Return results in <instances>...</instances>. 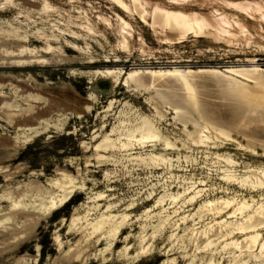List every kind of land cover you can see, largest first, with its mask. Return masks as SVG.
Instances as JSON below:
<instances>
[{
	"label": "rangeland",
	"instance_id": "1",
	"mask_svg": "<svg viewBox=\"0 0 264 264\" xmlns=\"http://www.w3.org/2000/svg\"><path fill=\"white\" fill-rule=\"evenodd\" d=\"M77 13L95 35L82 31L85 39H73L58 29ZM119 16L135 30L125 50L117 47ZM252 65L264 68V49L252 41L161 43L113 0H0V264H69L77 255V264H264L257 246L245 251V236L233 229L251 215L229 216L231 208L214 215L221 203L208 204L264 198V188L221 176L248 181L264 169V106L244 102L234 85L242 78L227 73L189 77L195 111L183 106L185 90L173 77L141 73L136 87L123 80L128 71L159 66ZM118 68L113 86L104 75ZM143 119H153L173 143L132 144L129 135L143 129ZM191 121L225 128L253 151L180 139ZM51 198L65 202L39 213ZM257 228L264 238V222Z\"/></svg>",
	"mask_w": 264,
	"mask_h": 264
},
{
	"label": "bare ground",
	"instance_id": "2",
	"mask_svg": "<svg viewBox=\"0 0 264 264\" xmlns=\"http://www.w3.org/2000/svg\"><path fill=\"white\" fill-rule=\"evenodd\" d=\"M117 6L126 15H137L141 23L147 27L156 39L161 43H167L169 45L181 43L188 38L194 39H206L214 43H222L223 45L230 46L244 42L248 44L250 41L258 44L260 48L264 49V0H113ZM44 4V3H43ZM203 6H209L208 12H203ZM50 5L45 2L44 8H48ZM195 7V8H194ZM74 17H70L65 23V27H58L55 23L52 25L58 27L62 33H66L73 39H80L84 33L86 36L92 34L95 35V31L92 29V25L89 22V18L81 13H77ZM121 41L117 42V47L121 50H125L129 44V40L133 33L134 28L131 27L126 18L119 16ZM254 22H257L255 25ZM84 33H81V32ZM85 39V37H82ZM81 38V39H82ZM47 49H50L48 46ZM255 58H250L246 61L254 62ZM44 60H35L33 65L41 64ZM47 62V61H46ZM71 62V61H70ZM73 62V61H72ZM30 63V62H28ZM90 63V62H89ZM92 63V62H91ZM122 69L118 68L114 71L107 69L104 77L108 76L111 84L114 86L117 83L118 77L121 74ZM139 72V73H138ZM264 68L258 65H252L250 68L245 67H226L223 70L218 67H198L195 70L190 68L180 69L177 66L174 67H154L150 69H144L140 71H128L126 77L123 78L124 84L127 87L131 86L129 83L134 82V86L142 85L141 73L147 74L152 80L164 79L167 77H173L184 88L185 94L182 102L183 106L189 110H196V93L190 78L196 73H210L212 75H225L231 74L237 77H241L242 80L234 82L235 87L238 89L242 100L248 105H263L264 106ZM125 74V72H123ZM102 77V78H104ZM107 79V77L105 78ZM168 79V78H167ZM160 105L164 104L165 97L161 94L157 95ZM1 99V98H0ZM173 111H176V105H172ZM155 108V107H154ZM174 112V113H175ZM155 114L162 118L165 115L164 111L154 110ZM175 115H177L175 113ZM17 119V118H16ZM174 119V118H173ZM175 121V119H174ZM17 122V121H15ZM153 119H143L141 121V127L143 129L136 135L130 134L129 141L132 144L137 143L141 147H153L158 141H162L165 147L171 145V137L163 136ZM192 122V130L188 132L183 131L178 135L180 139L184 136V139L190 140L193 144H202L205 147L214 145L215 148L224 147V145L231 144L237 147H243L245 149H251L245 144H241L237 138L234 137L228 130L222 127L212 126L210 123L204 121L197 125ZM176 124V123H175ZM178 125V124H177ZM175 126V125H174ZM180 130V129H179ZM177 135V136H178ZM176 136V137H177ZM174 137V138H176ZM175 143V142H174ZM105 146V144L103 145ZM123 147L125 145H122ZM185 146V145H184ZM210 148V147H209ZM228 162L224 155H217ZM10 159V157H9ZM13 159V158H12ZM254 178L248 181L239 178H232V174H221L222 178L232 184L247 189H259L264 188V169L260 168L253 173ZM174 199L176 197H173ZM191 197L189 200H192ZM65 202V198L54 199L51 198L47 201V206L39 209V213L45 215L53 213L57 210L62 203ZM214 202H220V206H214L212 208L214 215L220 214L224 208H231L229 216L241 215V219L246 215L249 219L236 223L233 228L236 233L245 236L246 249L245 251H251V248L257 246L259 254L264 255V238L259 236L257 226L261 225L264 221L261 217H264V198L246 199L245 197L238 198L235 202L230 199H214L209 200L208 204L212 205ZM250 213V214H249ZM104 223L103 220L97 221L93 225V229L97 230L99 225ZM121 224V222L119 223ZM118 224V225H119ZM118 225L111 226L109 228L110 235L114 236L117 231ZM118 243V240L116 241ZM236 244L235 241L231 242ZM61 242H58V248H62ZM208 246V245H206ZM146 250L139 251L145 252ZM79 255L76 258H72L68 261L69 264H77ZM216 261L210 264H216Z\"/></svg>",
	"mask_w": 264,
	"mask_h": 264
}]
</instances>
